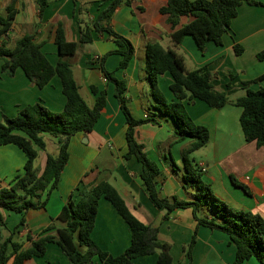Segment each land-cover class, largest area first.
<instances>
[{"label": "crops", "instance_id": "obj_1", "mask_svg": "<svg viewBox=\"0 0 264 264\" xmlns=\"http://www.w3.org/2000/svg\"><path fill=\"white\" fill-rule=\"evenodd\" d=\"M13 0H0V16H7V8ZM17 14L12 30L0 45L14 48L26 34H33L35 41L42 45V51L55 66L59 59V48L55 43V31L58 22H62L68 41L79 42L80 24L83 21H94L101 11L107 8L109 0H50L49 7L43 16L39 14L36 0H14ZM263 1L264 0H260ZM167 0H133L131 6L121 5L117 8L111 26L117 33L132 41L135 55L126 70L119 68L122 56L113 53L108 56L106 69L128 83L127 99L129 109L136 118H146L154 112V99L150 96V83L146 74V45L160 43L165 49H173L185 59L188 72L202 67L214 76V86L218 91H225L232 103L223 108L209 107L204 101H186L189 116L198 125L209 128L208 145L190 155V160L202 171L204 183L211 186L213 193L236 210L259 213L264 218V146L245 140L240 117L243 108L234 102L245 95L242 82L254 80L264 75V7L252 6L247 2L238 9V16L223 36L224 44L219 46L210 43L204 54L192 36L184 38L179 45L175 44L168 17L159 9ZM84 12L79 14V9ZM192 17H182L181 24L188 25ZM116 43L107 33H94L93 43L79 45L75 56L70 58L74 76L80 85V92L89 106H94L96 97L92 86L107 90V105L92 133L75 135L69 146L70 159L65 167L58 189L50 196L46 209L30 210L25 217V225L20 228L16 239L24 242L28 235L38 239L50 225H54L52 234L63 225L56 221L72 193L82 183L91 186L100 181H107L118 189L132 213L147 225L160 228L159 239L172 245L174 264H186L185 249L191 242L197 222L191 210H177L165 218L166 211H160L144 193L140 162L135 158L125 160L128 146L126 141V119L115 96L114 84H108L99 65L95 61L116 49ZM239 44L244 50L240 55L234 51ZM4 61L0 60V122L4 116L16 117L26 106L40 103L51 112L61 113L65 109L66 97L62 91L61 80L55 76L44 88L35 85L19 68L13 76L3 71ZM233 71L236 77L231 80L228 72ZM173 78L169 73L160 76L159 88L169 102L175 100L170 87ZM230 85V86H229ZM264 87V80L253 87ZM160 124H145L136 128L138 139L145 145L148 157L161 167L156 178L161 198L181 201H194L197 189H186L183 181L185 174L184 152L190 144L175 142V123L158 115ZM47 148L39 150L42 164L45 166L48 154L56 156L59 152L58 139L45 135ZM49 148L51 150L49 151ZM27 161L25 154L15 145L0 146V182L8 186L24 173ZM37 168V167H36ZM235 178L244 187L233 182ZM6 229L5 237L21 221L23 215L2 210ZM198 241L192 255L191 264H233L236 246L230 243L229 237L221 231H212L200 227ZM93 239L101 249L113 255H120L131 244V229L119 216L111 202L102 198ZM85 251L84 247H81ZM158 254L137 258L134 264H157ZM95 264H102L95 258ZM27 264H70L61 248L48 244L43 258H34ZM244 264H260L251 258Z\"/></svg>", "mask_w": 264, "mask_h": 264}, {"label": "trees", "instance_id": "obj_2", "mask_svg": "<svg viewBox=\"0 0 264 264\" xmlns=\"http://www.w3.org/2000/svg\"><path fill=\"white\" fill-rule=\"evenodd\" d=\"M264 7L260 0H167L160 13L168 17L174 30L172 38L179 45L187 36H192L203 54L210 43L219 46L224 44L223 36L233 20L238 16V9L244 3ZM39 14L42 17L50 5V0H36ZM133 0H109L106 9L100 12L94 21L85 22L79 19V42L68 41L62 22H58L55 31V43L59 48L60 59L54 66L42 51V45L35 41L33 34H26L14 48L0 45V60L4 61L3 71L13 76L21 68L26 76L39 88L47 86L57 76L61 80L62 91L66 97L65 109L61 113L51 112L44 105L37 103L24 107L14 118L4 116L0 122V146L15 145L26 156L24 173L8 186L0 182V264H27L34 258H43L48 244L58 245L70 264H95L98 258L102 264H134L135 259L158 254L157 264H174L172 245L161 242L160 228L147 225L136 217L119 194L118 189L107 181H100L91 186L80 184L71 194L62 208L56 221L63 226L52 234L54 225L45 229L38 239L28 235L26 241L31 243L25 248L24 242L15 237L25 225L24 215L30 210L46 209L51 194L58 189L65 167L69 163V146L72 138L79 134L92 133L107 105V90L92 86L96 97L94 106H89L80 92V85L75 79L70 58L75 56L79 45L93 43L94 33H107L116 44V49L95 61L99 65L105 81L114 84L115 96L126 119L127 152L125 160L135 157L142 165L141 179L144 193L161 212L166 211L165 218L177 210H191L197 228L191 242L185 249L186 264H191L195 246L198 241L199 228L221 231L229 237L230 243L236 246L233 264H244L256 258L264 264V218L259 213L236 210L223 199L217 197L210 185L204 183L202 170L190 160V155L208 145L209 128L198 125L189 116L185 102L190 100L204 101L209 107L223 108L232 103L225 91H218L214 86V76L202 67L188 72L185 59L173 49H165L160 43L146 45V74L150 83V96L154 99V112L147 117L136 118L129 109L127 99L128 83L119 79L114 72L106 69L105 62L109 55L117 53L122 56L119 68L126 70L135 55L131 40L113 30L111 21L118 7L122 4L131 6ZM84 10L79 9V14ZM17 10L15 1L7 8V16H0V41L12 30ZM192 17L188 25L181 24L182 17ZM243 46L237 44L234 51L237 55L243 52ZM264 57V52L259 58ZM169 73L173 78L170 87L175 100L169 102L159 86V78ZM231 80L236 77L233 71L228 72ZM264 80V75L243 81L245 95L234 104L243 108L240 117L245 140L264 146V87L253 89ZM230 86V85H229ZM158 115L172 120L176 129L175 142L190 140L184 152L185 174L183 181L186 189H197L194 201H181L161 198L156 178L161 173L160 165L150 159L145 152V145L137 137L136 128L145 124H160ZM45 135L58 139L59 152L56 156L48 154L42 172L36 168L39 150H45ZM233 182L244 187L235 178ZM105 198L117 209L119 216L131 229V244L120 255H113L101 249L93 239L99 212L100 200ZM23 215L16 228L7 237L3 235L7 224L1 211ZM85 248V251L81 250Z\"/></svg>", "mask_w": 264, "mask_h": 264}, {"label": "rangeland", "instance_id": "obj_3", "mask_svg": "<svg viewBox=\"0 0 264 264\" xmlns=\"http://www.w3.org/2000/svg\"><path fill=\"white\" fill-rule=\"evenodd\" d=\"M50 150H51V148H49V151H50ZM41 164H42V161H41V159H40V160H38V165H36V167H37L38 170H40V168H42V167H41ZM12 215L14 216L15 214L12 213Z\"/></svg>", "mask_w": 264, "mask_h": 264}]
</instances>
